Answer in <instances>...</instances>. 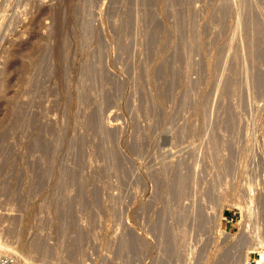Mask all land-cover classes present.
<instances>
[{
  "label": "rangeland",
  "instance_id": "rangeland-1",
  "mask_svg": "<svg viewBox=\"0 0 264 264\" xmlns=\"http://www.w3.org/2000/svg\"><path fill=\"white\" fill-rule=\"evenodd\" d=\"M260 250L264 0H0V257Z\"/></svg>",
  "mask_w": 264,
  "mask_h": 264
},
{
  "label": "bare ground",
  "instance_id": "bare-ground-1",
  "mask_svg": "<svg viewBox=\"0 0 264 264\" xmlns=\"http://www.w3.org/2000/svg\"><path fill=\"white\" fill-rule=\"evenodd\" d=\"M85 78H86V76H85ZM253 246H255V244L253 245ZM257 246V245H256ZM252 247V246H251ZM256 250V249H255ZM261 251V250H260ZM241 260H242V263L243 264H248V253H243L242 254V257H241ZM241 263V264H242ZM256 264H264V252H260V256L259 257H257V261H256Z\"/></svg>",
  "mask_w": 264,
  "mask_h": 264
},
{
  "label": "built area",
  "instance_id": "built-area-1",
  "mask_svg": "<svg viewBox=\"0 0 264 264\" xmlns=\"http://www.w3.org/2000/svg\"><path fill=\"white\" fill-rule=\"evenodd\" d=\"M0 264H10V259L7 256L0 257Z\"/></svg>",
  "mask_w": 264,
  "mask_h": 264
}]
</instances>
